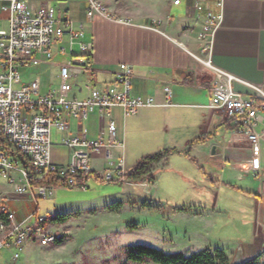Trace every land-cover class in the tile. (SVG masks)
<instances>
[{
    "label": "crops",
    "instance_id": "obj_1",
    "mask_svg": "<svg viewBox=\"0 0 264 264\" xmlns=\"http://www.w3.org/2000/svg\"><path fill=\"white\" fill-rule=\"evenodd\" d=\"M25 1L35 9L51 7L58 19H70L82 25L84 41L93 43L91 70L94 74L90 77L87 71L73 81V96L84 99L89 95V87L112 84L119 66L125 63L133 70V93L145 99L153 98L156 103L155 106L141 108L136 115H127L123 108L117 107L110 117H105L103 128L98 111L93 112L82 127L76 120H71L68 131L54 128L53 147L59 145L61 148H52L53 162L62 167L71 164L73 152L63 144V139L81 136L83 128L88 129L91 139H97L104 131L108 143L107 123L113 120L118 128V140L124 146L90 151V166L96 174L113 169L114 165L107 159L108 150L113 156L112 162L117 164L121 158L124 159L128 172L148 155L175 150L154 166V181L148 178L150 185L145 187L118 181L123 189L116 195L134 198L138 195V186L143 187L146 193L153 185V189H157V171L163 168L173 170L170 164L175 166L179 161L181 170L176 171L180 174L178 178L185 183H193L191 189L197 192L198 201L203 195L211 197L214 201L212 209L217 212V201L221 193H225L232 200L240 201L241 210L254 217L249 223L256 237L255 243L239 245L244 247L246 260L257 257L255 247L262 245L264 240L258 237L259 232L264 233V111L257 127L263 139L258 146L259 154L255 155L253 144L240 127L224 112L212 111L208 107L216 72L205 61L211 59L213 66L244 82L264 85V0H225L224 7L218 5L219 0H201V10L196 8L194 0H181L180 4H175L174 0H102L111 15L132 20V26L101 15L89 20V0ZM209 12L223 14L224 18L213 38L203 40L201 33ZM9 17L8 12L0 11V29L9 27ZM65 41L74 55L80 53L81 39L73 46L69 45L68 35ZM209 41L212 46L210 52L205 49ZM68 60L69 55L57 50L52 60L38 65V71L45 76L49 69L57 68L61 80V66ZM37 79L41 84L46 82L44 78ZM233 87L246 99L251 97L252 91L244 83L235 81ZM167 88L172 92L169 105H165ZM10 175L20 176L17 170ZM3 178L6 184L0 185V192L12 191L14 185L10 177ZM183 209L178 211L195 216L210 210L199 209L196 205L195 209ZM31 212L22 216L19 213L18 217L22 219ZM63 214L68 213L62 211L55 215Z\"/></svg>",
    "mask_w": 264,
    "mask_h": 264
},
{
    "label": "built area",
    "instance_id": "obj_2",
    "mask_svg": "<svg viewBox=\"0 0 264 264\" xmlns=\"http://www.w3.org/2000/svg\"><path fill=\"white\" fill-rule=\"evenodd\" d=\"M195 6L202 9L201 0H194ZM181 0H174L180 4ZM225 0H219L218 5L224 7ZM0 11L8 12L9 27L0 29V132L9 148L22 154L34 167L38 179L53 172L65 177L67 174L87 175L93 172L90 166V151L109 146H121L118 140L117 124L113 120L107 123L109 141L106 143L104 131L97 139L89 138V131L82 129L81 136L73 135L63 139V144L72 149V161L68 167L56 165L52 157V130L71 129L70 121L76 120L82 127L91 114L98 111L101 114L102 128L105 117H110L117 107L124 109L127 115H136L141 108L155 106L153 98L145 99L133 93L132 67L121 64L116 80L102 87H89V95L80 99L73 96L74 83L88 69V56L92 55L93 43L85 42V32L82 25L67 19L60 20L55 9L42 6L32 8L25 0H0ZM89 20L101 15L120 24L134 25L132 20L115 17L110 14L102 0H89ZM224 15L209 12L203 26L201 38L212 39L223 21ZM68 35L69 45L73 46L78 40L80 53L74 55L66 45ZM211 51V41L205 47ZM57 50L63 55H69V60L61 66V83L49 93H41V81L24 84L21 69L38 66L52 60ZM201 61V59H199ZM206 65L216 72L212 81L213 95L208 107L212 111L224 112L230 120L240 127L241 132L253 144L254 154H259V144L263 135L257 131L264 111V85L244 82L234 75L223 72L213 66L211 59ZM244 83L251 91V97L246 99L244 94L234 89L233 83ZM15 85H21L15 88ZM167 102L170 104L172 92L166 89ZM107 159L114 165L99 173L104 181H118L128 171L124 159L116 164L112 162L111 151H107ZM19 171V177L11 176V172ZM0 175L10 177L14 189L0 193L1 211L7 218L0 220L1 249L14 251V257L19 258L25 246L34 238L43 246L55 243L58 236L51 231L46 217L37 216L34 210L28 216L19 219L18 213L11 209L14 201L37 203L38 198H47L54 193V186L33 187L30 184L28 172L0 145ZM150 180L146 178L141 185L147 187ZM63 187L87 188V183L79 184L77 177L70 176Z\"/></svg>",
    "mask_w": 264,
    "mask_h": 264
},
{
    "label": "rangeland",
    "instance_id": "obj_3",
    "mask_svg": "<svg viewBox=\"0 0 264 264\" xmlns=\"http://www.w3.org/2000/svg\"><path fill=\"white\" fill-rule=\"evenodd\" d=\"M39 68L32 65L21 69L23 83L29 84L41 77L46 80L41 84V93L56 90L61 83L59 70L51 68L43 76ZM20 86L15 85V88ZM53 148L61 146L54 145ZM170 165L173 170L157 171V189L154 190L153 185L146 193L138 186V195L134 198L116 195L123 189L118 181L90 178L86 189L55 187L53 195L38 198L37 203L12 202L10 207L18 216L35 209L37 216L46 217L49 229L63 239V243L43 246L31 238L19 258L14 257V251L1 249L0 264H153L128 260L127 249L141 244L166 253L182 252L185 255L219 247L233 262L240 243H255L256 237L249 223L254 217L241 210L240 201L232 200L225 193H221L215 206L217 212H214L211 197L203 195L198 201L197 192L191 189L193 183L178 178L179 161L175 166ZM4 184L6 179L0 175V185ZM195 205L210 210L196 216L178 211L179 208L195 209ZM62 211L73 216L66 222L54 221L58 216L55 214ZM134 225H139L138 229L129 228ZM258 235L259 239H264L263 232ZM2 236L0 232V241ZM255 248L257 255H261L260 264H264V240Z\"/></svg>",
    "mask_w": 264,
    "mask_h": 264
},
{
    "label": "trees",
    "instance_id": "obj_4",
    "mask_svg": "<svg viewBox=\"0 0 264 264\" xmlns=\"http://www.w3.org/2000/svg\"><path fill=\"white\" fill-rule=\"evenodd\" d=\"M88 63H92L91 56H88ZM89 72V76L92 77L94 72L91 69L87 70ZM0 145L3 149L8 151V153L12 156L13 160L21 165L29 174L30 184L33 187L38 186H54V187H63L66 185L67 180L70 176L77 177L79 184L87 183V181L91 177H95L97 180L104 181L99 174L92 172L87 175H76L67 174L65 177L59 176L57 173H49L42 179H38V175L30 163L29 159H27L22 154L16 153L12 149L9 148V145L6 143L3 135L0 132ZM175 151V150H172ZM170 150H165L163 152L148 155L144 157L139 164L133 168L130 172H127L120 180V182H132V183H143L146 178L151 177L152 181H154V177L152 176V172L154 166L156 164L161 163L164 159L172 152ZM189 154V151H186ZM179 210H184L180 209ZM73 214H63L55 217L53 220L57 222H66L72 217ZM7 218V214L3 213L0 208V220H4ZM139 225L129 226L130 229H138ZM56 244H62L63 239L57 238ZM127 258L129 261L134 263H144L151 262L153 264H234L226 254V252L216 247L214 249L206 248L204 250L194 252L190 255H185L184 253H166L163 250H160L155 247L147 246V245H134L130 246L127 249ZM261 255H258L254 259L246 260L242 264H260L259 260Z\"/></svg>",
    "mask_w": 264,
    "mask_h": 264
},
{
    "label": "water",
    "instance_id": "obj_5",
    "mask_svg": "<svg viewBox=\"0 0 264 264\" xmlns=\"http://www.w3.org/2000/svg\"><path fill=\"white\" fill-rule=\"evenodd\" d=\"M235 255V260L233 261L234 264H242L246 261L243 246L238 247Z\"/></svg>",
    "mask_w": 264,
    "mask_h": 264
}]
</instances>
